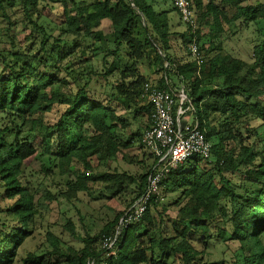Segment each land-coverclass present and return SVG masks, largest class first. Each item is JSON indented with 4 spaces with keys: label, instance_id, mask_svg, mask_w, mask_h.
<instances>
[{
    "label": "trees",
    "instance_id": "16d2710c",
    "mask_svg": "<svg viewBox=\"0 0 264 264\" xmlns=\"http://www.w3.org/2000/svg\"><path fill=\"white\" fill-rule=\"evenodd\" d=\"M190 2L198 25L182 38H195L201 58L179 63L170 55L171 14L180 17L173 0L163 11L153 0H0V264H264V0ZM238 22L254 26L250 62L222 40ZM139 62L160 89L175 93L171 75L182 80L176 109H189L211 153L171 169L142 218L124 225L158 164L148 152L153 161L139 160V174L103 168L128 162L151 126L152 104L141 96L151 81ZM33 169L38 184L26 179ZM48 178L64 189L43 187ZM132 188L127 207L80 248L62 247L48 228L47 249L20 258L51 203L80 194L111 202ZM64 227L81 238L72 220ZM108 236L112 249L102 246ZM215 242L224 257L210 261Z\"/></svg>",
    "mask_w": 264,
    "mask_h": 264
},
{
    "label": "rangeland",
    "instance_id": "374dc122",
    "mask_svg": "<svg viewBox=\"0 0 264 264\" xmlns=\"http://www.w3.org/2000/svg\"><path fill=\"white\" fill-rule=\"evenodd\" d=\"M45 3L41 4L42 10L45 12L44 14H49L48 19H44L45 23L48 24L52 29L55 28L54 23H50L49 20H56L55 16L49 12V5L46 7ZM60 3H56L55 6L58 7ZM165 8H169L170 0L165 4ZM45 6V7H44ZM172 8V7H171ZM46 16V15H45ZM172 17V31L174 32V36L172 38V48L170 50L171 57L179 62L184 63L190 60H194V57L189 53V43H185L182 34L186 31L187 25L182 22L181 18L177 13L173 12L171 14ZM4 25V24H2ZM230 30V31H229ZM228 30L222 40L224 41L225 48L229 51L231 50L233 55L245 60L252 61V46H253V30L254 26L250 24L248 27L243 26L240 22H238L234 27ZM107 31V29H105ZM234 34H233V32ZM17 33V32H16ZM56 33V32H55ZM26 32H19L18 36L20 40L23 42L24 36ZM139 74L144 76L147 80L152 82L157 81L158 75L149 71L146 63L139 62L136 65ZM170 84L172 88H175V93L182 92L185 88L182 80H179L177 77L171 75ZM129 79L128 81H131ZM118 112L122 113L121 109H118ZM192 118V116H191ZM47 122H55L57 120V115L48 114L46 117ZM129 120L131 121L132 130H137L140 125V121L136 122L132 119V116H129ZM149 120L147 116H143L142 123H146ZM192 120V119H191ZM138 141L134 148H132L128 152L127 161H122L121 158L117 161H111L103 168L110 169H119L120 171L127 170L133 174H139L142 172V167L138 164L139 160L145 158V162L147 164H151L153 158L150 157L148 150L141 146L139 147ZM38 168V165L34 166ZM27 180L32 184H38L40 181V176L35 172V170L27 171ZM37 174V175H36ZM60 182V178H48L44 182L43 187H48L51 191L57 193L59 190L64 189L63 184L58 185L57 182ZM132 189H129L125 195L118 198V200L108 202L106 198H100L94 200L92 197L86 194H80L79 201L68 202L64 198L59 199L57 202H53L50 204L47 211L43 213V219H39L36 222V226L38 227L35 232V238L33 240L28 241L24 246L21 247L20 250V258L26 256L28 252L34 251L38 255H40L44 250L47 249V241H46V231L48 228L60 238L62 247L74 246L76 248H80L82 246V238L87 234L91 236L97 234L105 224L113 220L115 214L124 208L130 203L132 198L134 197V193ZM94 196H98L96 193ZM174 194H169L168 198H172ZM72 220L74 224L75 231L77 235L81 238H78L76 235H72L71 232L64 229L65 224L68 220ZM225 247L220 242H215L211 245L209 249L208 260L210 261H218L224 257L223 251ZM226 256V255H225Z\"/></svg>",
    "mask_w": 264,
    "mask_h": 264
},
{
    "label": "built area",
    "instance_id": "2783aa9c",
    "mask_svg": "<svg viewBox=\"0 0 264 264\" xmlns=\"http://www.w3.org/2000/svg\"><path fill=\"white\" fill-rule=\"evenodd\" d=\"M173 6L180 14V18L186 25L196 29L197 13L191 7L190 0H173ZM189 51L194 59H200L199 46L195 42L189 43ZM142 98L152 104L151 126L143 136L144 147L157 159L158 164L154 173L150 176L147 188L131 212L123 218V224L128 225L139 221L145 213L153 195L159 193L161 179L171 169L182 165L186 160L195 155L205 158L211 153V143L207 141L205 134L197 124L193 125L191 119H187V109L177 107V95L169 90L160 89L154 84L145 83ZM115 240L113 237H104L103 248L112 249ZM89 264H107L105 261L90 262Z\"/></svg>",
    "mask_w": 264,
    "mask_h": 264
},
{
    "label": "crops",
    "instance_id": "0c3cea01",
    "mask_svg": "<svg viewBox=\"0 0 264 264\" xmlns=\"http://www.w3.org/2000/svg\"><path fill=\"white\" fill-rule=\"evenodd\" d=\"M167 1L168 0H153V2L155 3V8L157 9V10H161V11H163V10H168V9H170L171 7H173L172 6V0H170V6H169V8H165L166 7V3H167ZM187 119H192L191 117H187Z\"/></svg>",
    "mask_w": 264,
    "mask_h": 264
}]
</instances>
